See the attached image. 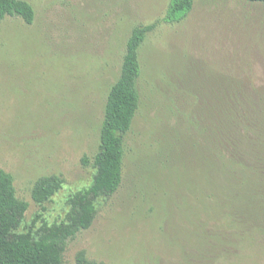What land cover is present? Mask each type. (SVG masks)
I'll use <instances>...</instances> for the list:
<instances>
[{
    "label": "rangeland",
    "instance_id": "rangeland-1",
    "mask_svg": "<svg viewBox=\"0 0 264 264\" xmlns=\"http://www.w3.org/2000/svg\"><path fill=\"white\" fill-rule=\"evenodd\" d=\"M26 1L31 24L18 15L0 21V168L28 202L18 232L61 220L68 197L92 182L126 40L134 26L160 20L170 3ZM140 49V104L124 136L121 184L96 201L92 224L67 240L62 263L75 264L84 250L103 264H264V232H215L208 220L198 229L186 204L196 203L194 179L209 185L200 154L208 153L213 93H264V2L192 0L181 19L158 22ZM50 174L63 186L39 205L31 188Z\"/></svg>",
    "mask_w": 264,
    "mask_h": 264
},
{
    "label": "trees",
    "instance_id": "trees-1",
    "mask_svg": "<svg viewBox=\"0 0 264 264\" xmlns=\"http://www.w3.org/2000/svg\"><path fill=\"white\" fill-rule=\"evenodd\" d=\"M191 7L192 0H170L166 13L156 23L131 29L119 75L108 91L99 147L92 160L95 169L92 182L68 197V209L61 220L45 222L37 230L18 232L28 202L16 195L12 174L0 168V264H63L67 240L90 227L97 213L96 201L112 195L121 184L124 136L140 104L138 82L144 70L140 48L158 22L177 21ZM14 15L31 24L35 12L26 0H0V21ZM213 94L217 103L211 107L208 153L200 154L209 185L203 187L194 179L190 190L196 203L186 201L187 211L197 216L198 229L203 230L211 221L215 232L224 229L264 232V93L232 90L222 96L220 92ZM202 129L205 131V125ZM82 161L88 163L85 156ZM63 183L58 174L38 177L31 188L33 201L41 205L50 200ZM39 217L40 214L35 215L33 224ZM203 233L210 237L214 234ZM75 264L103 263L90 260L84 250H79Z\"/></svg>",
    "mask_w": 264,
    "mask_h": 264
}]
</instances>
